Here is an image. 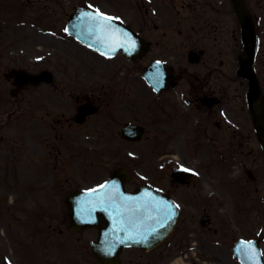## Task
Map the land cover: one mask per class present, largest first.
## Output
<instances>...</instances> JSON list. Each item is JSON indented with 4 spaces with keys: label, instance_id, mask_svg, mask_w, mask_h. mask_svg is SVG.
Returning <instances> with one entry per match:
<instances>
[{
    "label": "flooded vegetation",
    "instance_id": "obj_1",
    "mask_svg": "<svg viewBox=\"0 0 264 264\" xmlns=\"http://www.w3.org/2000/svg\"><path fill=\"white\" fill-rule=\"evenodd\" d=\"M244 1L254 27L252 57L244 54L233 0H24L25 7L33 9L26 28L39 35H67L68 16L80 6L118 18L148 49L135 62L119 54L111 59L98 56L112 66L100 87L88 79V67L82 76L74 75V68L73 75L57 76L53 84L27 86L7 99L0 119L15 123L9 125L15 130L10 151L25 158L16 162L24 165L30 177L43 180L45 174L51 175L59 179L57 190L67 192L82 187L76 180L85 179L87 172L78 171V163L85 161L92 168L101 157L107 164L128 167L124 159L137 158L138 143L127 138L135 135V129L123 132L129 125L144 126L155 147L190 144L200 149L207 140L215 144L211 128L234 131V137L246 135L247 146L239 142L246 158L242 162L245 187L235 181L237 186L229 189L240 206L235 209L245 211V228L236 223V230L220 232L205 214L208 220L202 228L206 232L197 235L189 226L177 224L170 240L149 251H137V258L121 264H240L232 250L239 239L256 241L259 264H264V155L253 118L255 104L264 114V0ZM7 18L0 20L8 25ZM250 59L252 74L247 66L240 69L242 61ZM149 65H153L154 85L143 77ZM7 83L12 85L11 80ZM81 105L94 106L95 112L78 123L76 112ZM170 184L190 188L186 202L194 196V177L186 186ZM136 188L134 174L126 189ZM255 211H259L257 220L252 217ZM220 234L225 251L219 248ZM246 250L253 261V249Z\"/></svg>",
    "mask_w": 264,
    "mask_h": 264
},
{
    "label": "rangeland",
    "instance_id": "obj_2",
    "mask_svg": "<svg viewBox=\"0 0 264 264\" xmlns=\"http://www.w3.org/2000/svg\"><path fill=\"white\" fill-rule=\"evenodd\" d=\"M32 13L33 9H27L24 0H4L0 4V18L5 22L6 17H11L14 21L11 24L7 20L8 25H5L0 20V92H4L3 96L7 95L5 98H8L9 87L3 78V72L11 66L48 67L56 76L73 75V66L74 75L82 76V70L88 67L87 76L94 87H100L107 82V77L112 72L111 64L100 61L67 35L43 36L33 30L26 34L19 32L18 29L23 26H16V23L25 22L24 25L28 26ZM120 71L121 67H118L117 72ZM0 102V108L7 107L5 102L4 105ZM7 121L0 119V156L3 157L0 158V263L99 264L88 248L95 239V231L84 229L73 233L69 230L66 217L68 209L63 205L64 193L54 187L58 180L43 178L45 187L41 191L40 180L30 177L24 165L16 162L24 161L25 158L19 159L18 152L13 156L10 151V140L15 135V130L9 125L15 123ZM209 134L213 136L215 144L207 140L200 149L190 144L185 147H155L151 140L143 141L137 145V158L124 159L137 175V184H156L157 187L172 192L175 200L182 202V221L179 228L189 226V230L197 235L206 232L199 222L204 213L209 215L211 226L220 232L236 230V223L243 228L246 226L245 211L239 212L235 209V205L238 210L240 206L229 192L230 188L237 186L235 181L245 187L246 177L242 162L246 158L245 153L241 152L239 142L247 146L246 135L242 133L243 136L240 137L237 133V137H234V131L214 128L209 129ZM111 163L110 166L104 163L95 165L93 176L87 174L91 178L77 183L86 186L96 183L107 171L116 167L115 163ZM179 166L196 172V185L192 191L194 196L188 202L190 188H170L171 169ZM244 199L246 195L242 196V200ZM258 215L259 211H255L252 217L257 220ZM179 233L180 230L176 236ZM220 239L222 243L219 248L225 251L223 234H220ZM121 258L124 261L135 259L137 251L125 249Z\"/></svg>",
    "mask_w": 264,
    "mask_h": 264
},
{
    "label": "water",
    "instance_id": "obj_3",
    "mask_svg": "<svg viewBox=\"0 0 264 264\" xmlns=\"http://www.w3.org/2000/svg\"><path fill=\"white\" fill-rule=\"evenodd\" d=\"M102 35L90 33L75 37L88 46L104 51L102 44L106 40ZM123 50L131 56L135 54L127 45L123 46ZM260 114L259 111L254 113L256 129L260 138L264 139V128L257 121L262 119ZM137 134L141 136V131H137ZM182 173L180 170L175 171L178 178ZM123 180L120 172H116L100 189L72 190L66 197L70 207L69 218L72 230L95 226L101 218L105 221L104 225L99 226L97 241L90 244V251L101 260L102 264H119L118 254L123 246L130 245L141 249L153 246L168 233L175 222L176 209L171 205L168 206L167 202H154L150 199V195L154 193L153 189L141 186L137 193L124 195ZM116 183L118 188L115 193L112 190L116 188ZM156 194L161 196L155 191Z\"/></svg>",
    "mask_w": 264,
    "mask_h": 264
},
{
    "label": "snow or ice",
    "instance_id": "obj_4",
    "mask_svg": "<svg viewBox=\"0 0 264 264\" xmlns=\"http://www.w3.org/2000/svg\"><path fill=\"white\" fill-rule=\"evenodd\" d=\"M85 15H88L89 19L98 21L100 30L106 32L108 37L112 41V45H113L112 48H111L112 51H115V45H119L120 47L124 46L123 42H121L119 40L118 36H116L115 33L110 30V22L113 21L114 19H118V18L107 16L106 14L100 12L99 10H96L95 15H90V14H87V13ZM135 47H136V45H135L134 41H129L128 42V48L129 49H134ZM126 50H128V49H126ZM185 171H187V170L185 169ZM244 248L251 250V249L254 248V245L251 244V243L245 244Z\"/></svg>",
    "mask_w": 264,
    "mask_h": 264
}]
</instances>
